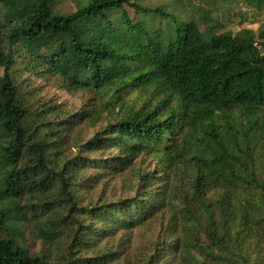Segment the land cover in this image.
Segmentation results:
<instances>
[{
    "label": "trees",
    "instance_id": "1",
    "mask_svg": "<svg viewBox=\"0 0 264 264\" xmlns=\"http://www.w3.org/2000/svg\"><path fill=\"white\" fill-rule=\"evenodd\" d=\"M141 1L0 0V264H264V29Z\"/></svg>",
    "mask_w": 264,
    "mask_h": 264
},
{
    "label": "rangeland",
    "instance_id": "2",
    "mask_svg": "<svg viewBox=\"0 0 264 264\" xmlns=\"http://www.w3.org/2000/svg\"><path fill=\"white\" fill-rule=\"evenodd\" d=\"M140 5L143 7H164L177 20L183 22L195 20L199 23L201 30L212 27L218 34L229 32L238 35L245 30L255 33L264 29V8L261 11H256L249 7L244 0H142ZM126 9L131 18L148 22L154 31L166 33L173 26L169 20L160 17L147 19L137 16L131 8ZM54 10L58 14L67 15L75 12L76 7L73 0H54ZM111 17L114 18L113 15ZM30 86L41 101L60 104L71 113L79 110L89 97L85 93H67L61 90L58 88V81L54 79L45 81L31 78ZM134 95L122 94L126 102H130ZM110 97L112 96L110 95ZM155 231V226L134 230L130 237L131 249L150 240ZM33 249L37 250L38 246Z\"/></svg>",
    "mask_w": 264,
    "mask_h": 264
}]
</instances>
